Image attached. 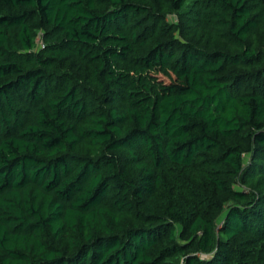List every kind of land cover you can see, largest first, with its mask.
<instances>
[{
	"label": "trees",
	"instance_id": "16d2710c",
	"mask_svg": "<svg viewBox=\"0 0 264 264\" xmlns=\"http://www.w3.org/2000/svg\"><path fill=\"white\" fill-rule=\"evenodd\" d=\"M0 264H264V0H0Z\"/></svg>",
	"mask_w": 264,
	"mask_h": 264
},
{
	"label": "built area",
	"instance_id": "2783aa9c",
	"mask_svg": "<svg viewBox=\"0 0 264 264\" xmlns=\"http://www.w3.org/2000/svg\"><path fill=\"white\" fill-rule=\"evenodd\" d=\"M36 43H37V47L38 48H43L44 47V44H43V42H42L40 37H37Z\"/></svg>",
	"mask_w": 264,
	"mask_h": 264
}]
</instances>
